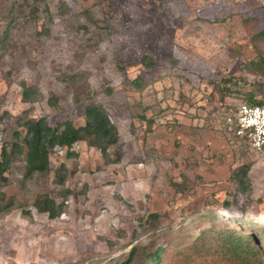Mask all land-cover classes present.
<instances>
[{"label": "rangeland", "instance_id": "obj_1", "mask_svg": "<svg viewBox=\"0 0 264 264\" xmlns=\"http://www.w3.org/2000/svg\"><path fill=\"white\" fill-rule=\"evenodd\" d=\"M263 30L264 0H0V149L20 118L81 125L97 103L121 154L56 147L32 175L16 155L0 182V264H154L155 250L159 264H236L216 247L227 230L257 236L250 264H264V149L223 122L247 92L264 100L248 69ZM40 194L57 217L35 210Z\"/></svg>", "mask_w": 264, "mask_h": 264}, {"label": "trees", "instance_id": "obj_2", "mask_svg": "<svg viewBox=\"0 0 264 264\" xmlns=\"http://www.w3.org/2000/svg\"><path fill=\"white\" fill-rule=\"evenodd\" d=\"M256 37H264V30L255 34ZM255 36L254 39H255ZM257 38V40H258ZM248 69L252 74L264 76V53L257 54V58L248 64ZM141 77L136 79L139 86ZM230 81L229 77L223 79V86ZM22 101L29 102L33 96L32 86L25 83L21 84ZM227 92V90H225ZM226 94H223V98ZM244 96L246 105H259L264 100H256L253 92H247ZM56 96L49 97L48 103L55 106ZM237 107H228L227 114L223 122L225 124L226 116L233 114ZM21 129L15 134L19 135L11 143L3 144L0 149V182L8 181L6 173L11 167L13 158L16 155H22L26 164V173L46 174L50 170L49 154L54 148L64 152L66 157H70L71 149L74 144L79 142L86 143L91 148H96L108 163H117L121 159V154L117 151H111L119 141L116 125L109 118L105 108L101 104L90 103L83 109V124L75 125L71 120H56L50 122L45 117L20 118L18 122ZM67 168L61 164L55 172V181L62 185L65 181ZM247 170L241 172L242 177H246ZM1 199V197H0ZM33 206L38 213L47 214L49 218H55L59 214L58 204L48 194L38 195ZM0 205V210H1ZM219 242L217 249L226 258L233 260L236 264H250V260L258 255L257 236L248 234L242 236L230 231L218 233ZM213 243V242H211ZM137 253V250H132ZM158 250L153 251L150 257L154 264H159ZM122 264H127L124 262Z\"/></svg>", "mask_w": 264, "mask_h": 264}, {"label": "built area", "instance_id": "obj_3", "mask_svg": "<svg viewBox=\"0 0 264 264\" xmlns=\"http://www.w3.org/2000/svg\"><path fill=\"white\" fill-rule=\"evenodd\" d=\"M225 125L238 139L245 141L254 151L264 149V103L241 104L233 114L226 116Z\"/></svg>", "mask_w": 264, "mask_h": 264}]
</instances>
